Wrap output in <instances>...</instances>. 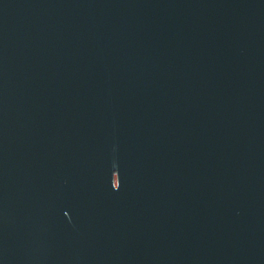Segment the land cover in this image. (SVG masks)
Wrapping results in <instances>:
<instances>
[{
  "label": "water",
  "instance_id": "95a60500",
  "mask_svg": "<svg viewBox=\"0 0 264 264\" xmlns=\"http://www.w3.org/2000/svg\"><path fill=\"white\" fill-rule=\"evenodd\" d=\"M0 264H264V0H0Z\"/></svg>",
  "mask_w": 264,
  "mask_h": 264
}]
</instances>
